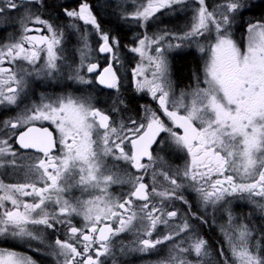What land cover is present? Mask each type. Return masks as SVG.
<instances>
[{
    "label": "snow or ice",
    "instance_id": "snow-or-ice-1",
    "mask_svg": "<svg viewBox=\"0 0 264 264\" xmlns=\"http://www.w3.org/2000/svg\"><path fill=\"white\" fill-rule=\"evenodd\" d=\"M197 2L199 8L194 11L192 25L182 35L168 32L152 37L145 35L139 39V47L131 48L143 61L146 52L156 45L153 49L156 55L147 56L149 66L154 67L152 79H137L136 84L140 91L147 88L167 120L156 110L144 106L139 123L132 120V127H126L122 122L117 129L110 122V116L96 108L90 98L67 95L42 96L40 103L25 106L15 117L2 121L3 129L12 131L0 136V167L27 168V171L23 182L4 183L0 180V236L10 234L45 243L38 229L27 226L42 225L45 229L55 230L57 223H68L70 235L64 240L57 238L56 247L52 249L57 264H60V258L63 264H105L100 257L113 255L112 238L124 232H134L136 239L133 243L138 246L129 249L134 252L148 254L157 245L172 241L168 259L158 264H205L210 250L208 241L197 232L198 226L193 225L187 214L181 219L179 210H168L174 200L189 203L178 191L184 186L178 180L179 171H160L164 180L173 186L171 189L161 191L153 186L150 192L144 182L147 169L156 163L153 145H157L160 151L168 147L162 133H167V138L178 149L187 152L189 161L183 169V176L192 181L189 187L199 194L205 205L211 203L215 206L225 196L236 193L264 197V21L247 25L246 47L242 50L231 36L230 25L236 13L251 5L246 0H224L217 13L208 10L205 0ZM184 3L185 0H148L132 14V18L144 27L161 8ZM35 4L45 6L43 0H25L24 4H17L16 0H0V14L6 9L25 7L19 18L20 39L0 45V106L19 107L21 93L27 87L25 77L36 70V62L42 59L41 52H46V60L38 74L43 71L53 76L60 70L58 61L62 57L56 46L61 43L63 32L41 16L33 15L27 5ZM65 14L95 27L102 41L99 52L112 54L111 61L99 73L98 81L107 88H116L119 41L101 30L87 3L81 4L78 12L65 8ZM28 20L46 26L51 35H29L42 29L28 27ZM72 26L80 31L77 25ZM168 35L177 41L175 45L168 41L169 49L184 47L183 42L190 41L196 43L202 53H209L203 68L204 86H201V77L194 74L196 87L191 92L182 91L179 103L173 98L168 61L161 46V41ZM200 38L206 43L200 44ZM81 40L80 67L70 73L69 79L87 84L90 81L81 70L86 64L88 73L96 72L98 63L91 62L88 55L91 48L86 29L81 33ZM113 45L117 47L114 49ZM18 60L27 61L33 69L18 65ZM6 63L9 66H5ZM143 73L141 63L133 71V76L139 77ZM113 111L119 112L120 109L114 104ZM35 121L50 122L58 136L47 127L35 126ZM22 128L26 130L20 131ZM178 130H182V134ZM14 137L19 148L34 149L41 155L26 154L27 161H23L10 143ZM126 141L130 148L125 145ZM107 156L127 162L141 174L125 171L124 176H118L107 168ZM145 157L149 164L142 163ZM153 180H156L155 170ZM116 183H128L131 190L126 197L113 200L108 189ZM76 184L81 186L82 193H89L87 200L76 198L73 202L63 195ZM153 195L161 198L159 207L153 201ZM20 196L34 199L25 202ZM5 201L12 207H7ZM136 201L143 203L137 205ZM49 203H55L57 207L49 209ZM72 215L82 216L84 226H73ZM192 215L207 223L204 217ZM232 219L229 212V226H221L233 257V261H229L221 247L220 257L224 264H264L260 248L255 251L251 248L252 232L246 225L234 226ZM105 221H118L119 227ZM172 221H176L172 231L152 238L158 224L170 227ZM34 250L40 251L39 248ZM192 254L196 260L190 259ZM0 264L36 262L30 256L0 249Z\"/></svg>",
    "mask_w": 264,
    "mask_h": 264
},
{
    "label": "rangeland",
    "instance_id": "rangeland-1",
    "mask_svg": "<svg viewBox=\"0 0 264 264\" xmlns=\"http://www.w3.org/2000/svg\"><path fill=\"white\" fill-rule=\"evenodd\" d=\"M124 1H125V4H126V11H127V17L126 18L129 21L128 24L138 27L137 30L133 31V36H132L133 46H131V48L139 47V39H142L145 35H148L149 37L159 36V35H162L164 32L176 33L178 35H182L184 33L183 31L185 29L188 30L191 27L192 22H193L194 11H195V9L199 8V4H198L197 0H185L184 4H173V5H171V7L163 9V11H164V10L170 8V10L174 11L175 10L174 7H178V9L175 12V14L176 15L179 14V15L183 16V18L181 19L182 22L181 23L179 22V24H178V22H176L172 26H176L178 24L177 25V27H178L181 24V27L180 28H174L173 27V29H172V28H168L166 26V28L163 29L162 31H154V28H156L159 25V23L162 21L163 17L159 18L157 20V22H155L153 19L157 16V14L154 13V15L151 18H149V20L147 21L146 26H144V27L140 26L141 25L140 21L134 20L132 18V14L138 8H141L142 6H145L147 4L148 0H124ZM257 1H259V0H246V3L250 5L252 3H256ZM16 3L17 4H23L22 2H17V1H16ZM83 3H87V2L86 1H82L81 3H79L78 4V8L75 11L78 12L80 5L83 4ZM205 3H206V6H207L209 11L215 10V11H217V13H219L220 9L218 8V6L222 5L224 3V0H205ZM247 8L248 7H246L244 10H246ZM19 10H21L22 15H23L25 7H20ZM244 10H242L241 12H238L237 14H235V18L233 19V21H232V23L230 25L231 36L236 41V43L240 46V48L242 50L246 47L247 26L245 27V30H244L243 35H242V44L241 45L237 42L235 36L239 37V35H240L238 29H236V25H237V22L239 20L238 15L241 14ZM164 19H166V17H164ZM242 19H243L244 22L247 21V18H246L245 15H244V17ZM183 21H185V23ZM18 23H20V22H18ZM26 23H27V25L33 24L31 20H28ZM67 23H71V24L83 23L84 24L83 21L74 20L73 18H70V17L67 18ZM33 25H41V24H33ZM41 26L44 28V30L50 36L51 34L48 32L47 27L44 26V25H41ZM89 26H92V25L89 24ZM18 27H19V36H18L17 40L20 39V35H21V32H22V28H21L20 24L18 25ZM70 30L73 33L72 34L73 37L76 38V36L78 35L77 31H75L73 28H70ZM87 37H88V44H89V46L91 48V51L88 53V55L91 57V62H93V60H94L93 57L94 56L92 54L93 53L92 49L94 47H92V46L95 45V44H96V46H98L99 44L102 43V41L100 39L99 33L96 31L94 26H92V28L87 30ZM63 40H64V36H63V39H62L61 43L56 46V50L59 53H60V51H63V50L67 53L68 48H69L68 46H66V48L64 47ZM168 41H171L173 45H175L177 43V41L174 40L171 35L165 36L164 39L161 41L162 50L164 51V55H165V57L167 58V61H168L169 79H170V82H171V86H172V81H171L172 76H171V72H170V61H171L170 58H171L172 55L185 53V52L182 53V51H186V49H192L200 57V59L202 60V69H201L202 73L200 72L201 74L199 76L201 77V86H204L203 85V68H204V62L208 58L209 53H202L199 50L198 45L196 43L190 42V41H184L183 42L184 45H185L184 47H181V48L173 47V48L169 49L167 47ZM77 43H78V41H77ZM205 43H206L205 39L204 38H200V44L203 45ZM4 44H6V43H4ZM4 44L1 43L0 45H4ZM79 46H80V48H82L83 47V43L81 44V42H80V43L77 44V48L78 49H80ZM155 47H156V45H152V48L149 49L146 52V56L143 59V61L141 60V57L139 56V54L134 53V52L131 51L136 56V61L134 63V66L131 67V71H130V80H131V85H132V88H131L132 92L131 93H132V95H136V96L137 95H141V96H143L146 99V101L149 102V103H154L155 100L152 98V96L148 92L147 88H145L143 91H140V90L137 89L136 80L139 79V80L143 81L145 79H148V80L152 79V72L154 70V67L149 66V62L147 60V56L148 55H152V56L156 55L155 51L153 50V49H155ZM131 48H130V50H131ZM78 49H77V51L80 54V57L76 60L75 65L72 68V70L66 69V68L69 67V64H70L69 60L60 59L58 61V64L60 65V70L58 72L54 73L53 76H48L43 71H40L39 74H38V70L43 66V64H44V62L46 60V52H41L42 59L36 62V65H35V69L36 70H33L31 75H27L25 77L26 80H27V87L21 93V99L19 101V107H10V109H12L14 113L11 112L10 115H8L5 119L11 118V117H15L19 112L24 110L25 106H29L30 107L33 103H37V104L40 103L42 96L43 97H48V98H56V97H59V96L72 95L74 97L86 98L84 96H81L80 94L75 93L74 91L65 90L63 92L62 91H56L54 93H52V92L41 93V94L38 95L37 101L36 100L32 101V102L28 101V100L31 99L32 94L36 90V88L34 86L35 82H33V81H42L43 85L49 84L50 87L52 85H54V84L58 85L59 79H55V78H56L57 75H59V73H63V74L64 73H71L75 69L80 67L81 53H80V51ZM120 53H121V51H119L117 53L118 57H119ZM123 56H122V58L119 57V63L116 64V70H117L118 73H120L121 76L125 75L124 66H123V61H124ZM67 58L69 59V57H67ZM16 63L18 65H23V67L26 68V69H33V65L28 64L27 61L18 60V61H16ZM141 63L144 66V73H143V75L134 78L133 71L137 68V65L141 64ZM81 71H82V74L87 73L86 64H85V66L83 67V69ZM68 76H64V78H68L69 79ZM51 80H54V81H51ZM76 82H77V80L74 79V82L72 84L75 85ZM52 83H54V84H52ZM77 85H83V83L82 84H77ZM195 87H196V80L194 79V83H192L189 86V89H186L183 92H191V90L193 88H195ZM126 89L127 88H125V90ZM172 92H173V98L175 99V101L177 103H179L182 91H178V92L177 91H172ZM25 101L27 103L24 105ZM121 101H122V103H121V105H122L121 112L128 113V112H125L127 110H124L127 107L126 100L123 98ZM97 102H100L101 104H104V99H96L95 98L93 100V102L91 101V103L94 104V105ZM7 109H9V107L0 106V112L4 111V110H7ZM111 112H112L114 118H116V120L113 123L115 124L117 129H119L121 127V123H122L121 119H124V117H122L117 111H113V109L111 110ZM181 112H183V109H181ZM143 114H144V107L141 108L140 117H139L140 119L136 120L138 123L141 121V118H142ZM126 118L129 119L130 122L132 120H135L134 118H132V119L129 118V117H126ZM34 123L35 124L36 123L51 124L48 121H35ZM52 126H54V125H52ZM126 127H132V124L130 123V125H128ZM9 131H12V130L10 128L7 129V130L2 129V132L0 133V136H4L6 134V132H9ZM100 131L102 132L103 130L101 129ZM123 134L124 133H121V135H123ZM164 137L167 139V142L170 145H173V147L175 149L172 148V147L171 148L170 147H166L162 151V154L156 153L154 155V157H156V163L153 166L149 167L147 169L146 174H145V176H146V178L148 180V183L151 185L152 183H155L156 181H157V183H159V182L160 183L168 182V181L164 180V177L162 175H160L161 169H163L164 171H170L172 173H176L177 171H179L180 175L178 177V180L184 185L182 188L188 189V192H189L188 195H194L198 199H200L198 201L201 204L203 201H202L201 197L199 196V194L192 187H189V185L192 184V181L185 179L184 176H183V169L185 168L186 163L189 161V157L187 155V152L178 149L174 144H172L170 139L167 138V133H164ZM177 151L180 153L181 158L178 160V163L175 166L174 163H173V160L178 157ZM9 158L10 157H7L6 159H9ZM113 158H114L113 156H107V157H105V160L106 159H113ZM149 163L150 162L148 161L146 164H149ZM106 164H107V168L109 169V163H108L107 160H106ZM127 165H128V168L131 167L130 164H127ZM7 167L9 168V170L13 168L12 166H5V167H3V169L6 170ZM132 169H134V168H132ZM154 170H155V176H156L155 182L153 180ZM10 173H12V172L10 171ZM135 174L139 175L136 171H135ZM237 179H238V177H237ZM77 180H78V177H77ZM80 187L81 186L79 184H76L73 188H71V190H70L71 192L69 193V196L70 197H76V195L72 193V189L76 190V189H79ZM0 194H2V193H0ZM182 195H183V193H182ZM86 196L87 197H85L84 199L89 198V194H86ZM21 197L22 196H20L19 198H21ZM152 197H156V196L153 195ZM235 198H236L235 195L225 196V198L222 201H220L218 204H216L215 206L212 205L211 203H209L207 205H205L203 203V207L204 208H207L208 210H211V211H205V210L204 211L207 212V213L209 212L210 214L208 213L207 215H211L212 218H213L214 232L212 234H210V239L214 241V242H212V245L216 242L217 245H219L220 247L223 248V251H224L225 255L227 256L228 260L229 261H233V257L231 255V251L229 249V246L226 243L225 236L221 232V226H224L226 228L229 226L228 225V219H229V212H231V215H232V218H233L232 219V224L234 226H237V227L240 226V225H246L248 227V229L252 232V236L250 237V245H251L252 250L255 251L256 248L259 247L261 255H263V253H264V219H261L260 217L257 218V216H261L262 218H264V197H257L255 199L249 197V198H247V200H245V201H247V203H249L252 206L254 205V207L257 208L258 211L254 212L256 217L248 216L245 212H243V210H242L243 209V205L240 202L237 203L235 201ZM244 199H245V196L243 197V200ZM5 205L7 207H9V208L11 206V204L9 202H7V201H5ZM52 206H50V208H52V209L56 208L54 205H52ZM258 208H260V210ZM212 209H214V210H212ZM178 216L182 219L184 217V214L182 215V214H180V212H178ZM187 216H188L189 220L194 225L193 221H196V219L193 216H191V215L187 214ZM144 223L147 224V221H145ZM175 223H176V221H174V223L170 222V224H171L170 227L169 226H165L164 224H160V229L163 232L166 231V229H167V232H164V235L167 234L169 231H172L175 228ZM199 225H200V222L198 220V225L197 226H199ZM194 226H196V224ZM199 228H201V226L197 227V229H196L197 232H199ZM144 238H147V237H144ZM135 239L136 238L130 239L126 243L118 245L117 250L115 249V245L113 246V249H112L113 255H111V264H122L123 258H126L127 262H130L131 261L130 260V256L133 255V254L134 255H137V254L138 255H143V253L134 252V251H130L129 250L132 247L138 246V245H135L133 243ZM167 242H169V241H166V243ZM170 242L172 244V241H170ZM5 243L15 244V245L21 246V247H23L25 245H32L33 247H26L25 248V249L30 250L31 252L35 251L34 248H38L37 242L34 243L30 239L28 240V238L21 239V238H18V237H13L10 234L4 235V236H0V249L6 248V247H1ZM45 244L49 245L48 243H45ZM212 245H211L212 248L208 245L209 246V250H210V255H209V257H207L205 259V264H221V259H222V262L224 264L223 258H220V255L218 253V251H219L218 248L216 250L215 248H213ZM55 247H56V245H54L52 243L51 249H54ZM121 249L126 250L125 253L122 254V255L120 253ZM28 250H26V251H28ZM50 252L53 253L52 250H50ZM18 254L24 255V256H29L27 253H19L18 252ZM168 257H169V253H168L166 259H168ZM190 259L196 260L197 258L195 256V254H192L190 256ZM129 264H132V263H129Z\"/></svg>",
    "mask_w": 264,
    "mask_h": 264
},
{
    "label": "flooded vegetation",
    "instance_id": "flooded-vegetation-1",
    "mask_svg": "<svg viewBox=\"0 0 264 264\" xmlns=\"http://www.w3.org/2000/svg\"><path fill=\"white\" fill-rule=\"evenodd\" d=\"M82 1H86L87 2V4L90 6L91 11H93L92 9L94 8V5L96 7H98V8H100V9H103L104 7H106V8L107 7L108 8L110 7L111 9H113L114 13L118 15V17L120 18V20H122L124 23H127V24L129 22V21H127V18H126L127 17V11H126V4H125V1L124 0H103V1H105V5L104 6L102 4H100L98 2V0H81V2ZM81 2H77L76 3L77 4L76 5L77 8H78V4L81 3ZM163 9H165V8H161L159 11H157L156 12L157 16L153 19L155 22H157V20L159 18H162L163 17L162 18V21L159 23V25L156 28H154V31H162L163 29L166 28V26L168 28H172V29H173V27L174 28H180L181 27V24L178 27H177V25L179 24V22L180 23L182 22L181 19L183 18V16L182 15H179V14L178 15L175 14V12L177 11L178 7H174V9H175L174 11L170 10V8L169 9H166L164 11H163ZM8 10H9V14H10V9H8ZM164 17H166V19H164ZM176 17H178L179 19L177 20ZM9 19H10V15H9ZM176 22H178V24L176 26H172ZM183 22L185 23V21H183ZM72 25L73 24H71V23H67V24H65V26L64 25H59V26L62 27V28H67V27L68 28H73L75 31H77L76 28H74ZM75 25L78 26V28L80 29V31H77L78 35L76 36V38H74L73 35H72L73 33L70 30V38H71V42L70 43H72L73 47H69L67 45L68 38L66 36V33L63 32V36H64L63 44H64V47L66 48V46H68L69 48H68L67 53L64 50L63 51H60V55L62 57V60L75 59V61H76L80 57V54L77 51V49H78L77 48V44L80 43V42H81V44L83 43L82 40H81V33L85 29L88 30V29L92 28V26L85 25L83 23H77ZM4 26H6L7 31L5 32V34L3 36V37L6 36L5 37V41L3 42V44L4 43L7 44V43H10V21L7 22V23L0 22V28L1 27L4 28ZM28 26H41V25H33V24H30ZM129 26L132 27V28H134L133 31L134 30H137V28H138L137 26H133V25H129ZM185 30L183 32H185ZM43 33H45V34L48 35V33L44 30V28H43ZM106 33H108V32H106ZM108 34L111 37H115L119 41V38L117 37V35L111 34V33H108ZM131 40H132V37H131ZM77 41H78V43H77ZM95 46H96V44L92 46V47H94L92 49V52H93L92 54L94 56L93 57V59H94L93 60V63H98V68H99L98 69V72L97 73H88L87 72V73L82 74L86 79H88L90 81L89 83H87V84H84L83 83V85H77V84H82V83H79L77 81L76 84L74 85V84H72L74 82V79L60 78L58 85L57 84L55 85L54 83H52L54 85H52L51 87L48 86L49 87V90H51L52 87H54V88L57 87L59 89L77 91V92H80V93L84 94L85 96H87L86 98H90V101H92V102L95 99V96L94 95H89L88 96L85 93H88L89 91H92L94 88H96L97 91L102 92L104 94V96L106 97V99H104L105 102H108L110 99H112L114 95L123 93L122 91H123L124 87L126 86V78H125V75H122L121 76L120 73H118V72H117L118 85H117L116 88H107L104 85H102V84L99 83L97 77H98L99 73L102 71V69L104 67H106L107 64L111 61V55L112 54H101L99 52V46H100V44L98 46H96L97 48ZM116 47H117V45H113V48L114 49ZM118 47H119V45H118ZM79 48H80V46H79ZM80 49H78V50L80 51ZM119 51H121L120 48H119ZM191 51H193V50L192 49H186V51H182V52H191ZM122 56H123V54L120 53L119 54V57L122 58ZM67 57H69V59ZM105 57H108V59H105ZM201 64H202V60H201ZM5 65H7V63ZM7 66H9V65H7ZM170 72H171V69H170ZM201 73L196 74V75H200ZM69 74L70 73H64V74L63 73H59V76H62V75L68 76ZM171 76H172V73H171ZM190 76H191V80L189 81V83L187 84V86H185L183 88L176 87L173 76H172V78L170 77L171 78V81H172V91H177L178 92V91H185L186 89H189V86L192 83H194V79H195L193 73H190ZM51 81H54V80H51ZM42 84H43V82H42ZM144 101H145V105L144 106H147V107H150V108L156 110L161 115V117L164 120H167V117H164L163 116V113L160 112V110H159V108H158V106L156 104V100L154 101V103H149V102L146 101V99ZM95 105H99V104L96 103ZM95 107L96 108H99L97 106H95ZM101 110L103 111V109H101ZM105 113L110 116V122H114L116 120V118L113 117L112 112L111 113L105 112ZM134 119L135 120H139L140 118L139 119L138 118H134ZM121 121L124 123L125 126H128L131 123L129 121V119H127L125 117H124V119H121ZM169 123H170V121H169ZM35 125H38V126H47V127H49L51 129V131L53 133H55L58 136V133H56L55 127L52 126L51 124L36 123ZM23 129L24 128L19 129V130L21 131ZM178 132H179V134H181V132L179 130H178ZM161 136L164 137V133H162ZM159 139H160V137L158 138V140ZM11 141H12L13 147L16 148L18 150V153H21L23 156L25 155L27 157L26 154H31L33 156H35V155H41V154L34 153V152H30V151L24 152L21 149H19L15 145V137ZM125 145L128 148H130V144H127V141L125 142ZM168 147L174 148L173 145H170L169 143H168ZM152 151H153V156L156 153L162 154V151H160V149H159V147L157 145H154ZM177 153H178V157L173 160V163H174L175 160L178 163V160L181 158L180 153L178 151H177ZM117 155H118V153H117ZM106 160L109 163V170H111L112 172H115L118 176H124L125 171L131 172L133 174H135V171L137 172L136 169H132L131 167L128 168V165H127L128 163H126L123 160H117L115 157L113 159H106ZM147 162H148V158L142 160V163H145L146 164ZM17 170H19L20 173H21V175L18 177V181L17 182H23L25 180V172L27 171V168H20V169H17ZM137 173L139 175L141 174L140 172H137ZM17 182H15V183H17ZM144 182L149 186V191L150 192H151V188L153 187V185L158 190H161V191L164 190L165 188H168V189H171L172 188V185L169 182H162V183L159 182V183H157V181H156L155 183H152L150 185L148 183V180H147L146 176L144 178ZM130 190H131V185H129L128 183H123V184L116 183V184H112L109 187L108 192L111 194L112 199L115 200V199H117L119 197H126L128 195V193H129ZM29 191H30V189H29ZM178 191H179V193L181 195L183 193L184 198L187 197V196L189 198H191L190 201H194V206L193 205H190L189 203L188 204L187 203H184L181 200H174V201H172L169 204L168 210L176 209V210H179L178 212H180V214H182V215L183 214L184 215L185 214H188V215H191V216H193L192 214L194 213L193 212L194 210H198L199 213H200L198 215L204 217L207 220V223H202V222L201 223H202V226H203V230H204L205 236L208 237L207 238L208 240L206 239L205 236H202V237L205 238L208 241V245L211 247L212 242H214V241L210 239V234H212L214 232V223H213L212 216L211 215H207L209 212L208 213L205 212V211H211V210H208L207 208H204L203 207V202L200 204V202L198 201L200 199H198L196 196H194V195H188V193H189L188 192V189H186V188H180ZM70 192L71 191H69L68 193H64L63 195L66 196V197H68L69 199H71L73 202L76 201V198L84 199L85 197H87L86 194H89L88 192H83L82 193L81 187L79 189H76V190L72 189V193L75 194L76 197H70L69 196V193ZM234 195L236 196L235 201L237 203L240 202L243 205V209H242L243 212H245L248 216L256 217L255 214H254V212L255 211H258L257 208H255L254 205L252 206L249 203H247V201H245V200H247V198L250 197L249 194L248 193H236ZM244 196H245V199L243 200V197ZM257 197H259V196H252L251 198L255 199ZM20 199L22 201H25V202H31L34 199V197H32V196H22ZM87 199H84V200H87ZM152 199H153L154 202L157 203V206L159 207L160 206L159 205V201H160L161 198L156 196V197H152ZM135 203L137 205H139V204H142L143 202L142 201H136ZM52 205H54L55 207H57L55 205V203H49L48 204L49 209H52V208H50V206H52ZM189 205L191 207H189ZM11 207H12V205L10 206V208ZM258 209L260 210V208H258ZM21 210H23L22 207H21ZM212 210H214V209H212ZM258 217H260L261 219H264L261 216H257V218ZM70 220L72 222V225L73 226H76L78 228L83 227L84 224H85V221H84V219H83L82 216L72 215L70 217ZM105 223H110V224H112L113 227H119L118 221L117 222L105 221ZM136 223H137V226H139V223L140 222L137 221ZM172 223H174V221H172ZM27 227L29 229H38L39 232L42 233L43 239H44L45 243H48L50 245H52V243L55 245V240L57 238H59L61 240H64L67 236L70 235V233L68 232V228H69V224L68 223H64V224L57 223L55 230H53V229H45L44 226H42V225H28ZM164 232H167V229ZM164 232L160 229V224H158L157 225V229L153 233V237L152 238L155 239L157 236H163L164 235ZM133 238H136V234L134 232H124V233H121L119 236H114L112 238V243H113V245H115V249L117 250L118 245L124 244L128 240L133 239ZM31 241L34 242V243L37 242L38 248L40 249V251H36L35 250L34 252H31L30 250L25 249L26 247H30V245H25V246L21 247V246H17L15 244H11V243H5L1 247H6V248H3V249L9 250V251H15L17 253L18 252L19 253H27L36 262V264H57V257L55 255H53V253L50 252V250H52L51 247H49L45 243H39L38 241H35V240H31ZM170 245H171V242L170 241L167 242V243L165 241L164 243H162L160 245H157V248L155 250H152L148 254H143V255H138V254L137 255H134L133 254V255H131L130 256V260H131L130 262H127L126 258H123L122 264H124V263L125 264H129V263H132V264H158L159 261L166 260V257H167V255L169 253ZM212 246L216 250L218 248V250H219L218 253L220 255L221 247L219 245H217L216 242ZM26 250H28L29 252L26 251ZM125 251L126 250L121 251L120 252L121 255L124 254ZM92 255L95 257V253L94 252L92 253ZM263 255H264V253H263ZM100 259L102 261H105V264H111V255L102 256V257H100ZM61 263L63 264L62 258H60V264ZM221 264H223L222 259H221Z\"/></svg>",
    "mask_w": 264,
    "mask_h": 264
},
{
    "label": "trees",
    "instance_id": "trees-1",
    "mask_svg": "<svg viewBox=\"0 0 264 264\" xmlns=\"http://www.w3.org/2000/svg\"><path fill=\"white\" fill-rule=\"evenodd\" d=\"M81 2V0H43L44 7H41L39 4L35 5H27V7H31L33 15H39L41 16L44 20L48 21L50 24L54 25L57 30L65 32L66 36L68 38L67 45L69 47H73L70 38V28H62L59 25H64L67 24V15L65 14V8L68 10H76V3ZM100 4L103 6L105 5V1L103 0H98ZM24 4V2H22ZM94 5V4H93ZM251 7H248L246 10H244L241 14L238 15V22L236 25V29L239 31V37L235 38L237 42L241 45L242 44V35L245 30V27L249 23H255L257 21H264V0H259L256 3L250 4ZM94 16L96 17L101 30L104 32H108L111 34L117 35L119 38V48L121 49V53L124 55V61H123V66H124V73L126 77V86L123 89V93L114 95L112 99H110L108 102H105L104 104H101L100 102H97L99 105H95L99 107L100 109H103L104 112L111 113V110L113 109L114 104L119 107L120 111L118 112L122 117H129V118H138L140 117V112L141 108L145 105V98L141 95H132V85H131V80H130V71L131 67L134 66V63L136 61V56L134 53L131 52L130 48L133 46L131 37L133 36V29L130 27L127 23H124L120 18L118 17L117 14L114 13L113 9L110 7L106 8L104 7L103 9H100L94 5V8L92 9ZM25 11V10H24ZM244 15L247 18V21H243ZM22 16L21 10L15 9L12 10L10 9V19H9V10L6 9L4 14H0V22L7 23L10 21V42L13 40H16L19 36V27L18 25L20 23V17ZM177 20L179 19L176 17ZM128 21V19H127ZM7 31L6 26L4 28H0V44L5 41L4 34ZM183 53V52H182ZM75 59H70L69 60V67L66 69L72 70V68L75 65ZM170 69L172 76L175 81L176 87L183 88L187 86L189 81L191 80L190 73L193 74H199L202 69V64L200 58L195 54L193 51L191 52H185L183 54H176L172 55L171 61H170ZM64 78L63 75L59 76L57 75L55 79H60ZM34 86L36 88L35 92L32 94L31 99L28 100L30 102L32 101H37L38 95L41 93H48V92H56V91H65L64 89H59V88H54L52 87L51 90H49L50 86L49 84L43 85L42 81H33ZM125 88H127L125 90ZM130 88V89H129ZM77 94H80L81 96L87 97L84 94L74 91ZM88 96L89 95H94L96 99H106L104 94L102 92L97 91L96 88H94L92 91H89L88 93H85ZM126 100L127 107L124 110H127L124 113L121 112L122 110V105H121V100L122 99ZM27 102H24V105ZM13 112L12 109H7L4 111L0 112V133L2 132L3 125L2 121L10 115V113ZM14 113V112H13ZM113 115V114H112ZM114 117V116H113ZM12 143V141L10 142ZM20 158L23 161L27 160V157L23 156L21 153ZM10 159V158H9ZM177 162L176 160L174 161V165L176 166ZM10 171L12 173H10ZM21 175L19 170H14L13 168L9 170L7 167L6 170L3 169V167H0V180H2L4 183H15L18 181V177ZM185 199L189 202L190 205L194 206V201H190L191 198L188 196L185 197ZM188 204V203H187ZM197 216L199 211L194 210L193 211ZM194 225H198V220L193 221ZM200 225L199 228V235L200 236H205L203 226L201 221L199 220ZM206 237V236H205ZM208 237H206L207 239ZM208 240V239H207Z\"/></svg>",
    "mask_w": 264,
    "mask_h": 264
},
{
    "label": "water",
    "instance_id": "water-1",
    "mask_svg": "<svg viewBox=\"0 0 264 264\" xmlns=\"http://www.w3.org/2000/svg\"><path fill=\"white\" fill-rule=\"evenodd\" d=\"M17 1H25V0H17ZM28 27H31V28H40V29H42V31L41 32H39V33H36V32H32V33H30L29 35H47V34H45V33H43V28L41 27V26H28ZM101 54H111V53H101ZM5 66H7V65H5ZM98 69L99 68H97V71L96 72H93V73H97L98 72ZM102 71H103V69H102ZM101 71V72H102ZM156 104H157V106H158V108H159V105H158V103H157V101H156ZM35 126H37V127H41V126H38V125H35ZM42 127H47V126H42ZM50 131H51V129L49 128V127H47ZM24 130H26V128H24L23 130H21V131H24ZM180 132H181V134H182V130H179ZM159 138V137H158ZM157 138V139H158ZM15 145L19 148V145L17 144V143H15ZM155 145V144H154ZM154 145H153V147H154ZM19 149H21V148H19ZM22 151H24V152H28V151H30V152H34V153H36L35 152V150L34 149H27V150H25V149H21ZM39 154V153H38ZM147 157H145L144 159H146Z\"/></svg>",
    "mask_w": 264,
    "mask_h": 264
}]
</instances>
